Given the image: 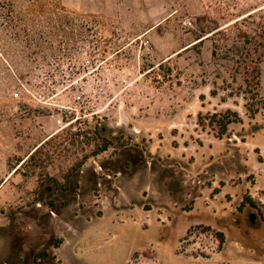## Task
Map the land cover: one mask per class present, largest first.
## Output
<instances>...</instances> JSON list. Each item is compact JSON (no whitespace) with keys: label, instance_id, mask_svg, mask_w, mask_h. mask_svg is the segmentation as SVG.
<instances>
[{"label":"rangeland","instance_id":"rangeland-1","mask_svg":"<svg viewBox=\"0 0 264 264\" xmlns=\"http://www.w3.org/2000/svg\"><path fill=\"white\" fill-rule=\"evenodd\" d=\"M51 1L80 17L65 27L74 40L59 35L10 68L0 60V261L15 220H48L62 201L55 241L94 223L78 242L91 244L87 263L68 245L55 264H264V110L228 95L233 62L214 58L211 40L188 46L200 16L258 28L264 0ZM228 108L242 120L221 136L208 116ZM98 134L114 146L93 155ZM81 162L69 191L45 181Z\"/></svg>","mask_w":264,"mask_h":264},{"label":"trees","instance_id":"trees-1","mask_svg":"<svg viewBox=\"0 0 264 264\" xmlns=\"http://www.w3.org/2000/svg\"><path fill=\"white\" fill-rule=\"evenodd\" d=\"M78 18L80 17L72 16L61 3L56 1L0 0V60L5 63V67L10 68L12 62L31 58L35 49L44 50L48 43L52 46L59 35L64 36L66 41L74 40V34L68 33L65 27L76 25ZM196 20L200 24L203 22L206 24L195 31V39L188 46L198 48L206 39L211 40L212 56L233 62L232 80L238 86L228 95L242 96L245 101L244 108L251 115L264 110V96L260 93L264 72V22L256 24L258 28L253 31H248L242 27L240 20L224 25L207 15L200 16ZM64 42L60 43L64 45ZM224 90L228 89L224 88ZM211 93L214 96L218 95L216 90H212ZM208 120L210 125L219 128V133L223 136L228 133L230 125L241 122L242 117L238 111L228 108L222 113L211 114ZM198 123L204 125V119L199 117ZM51 138L37 146L29 159L34 160L38 155L41 156L42 150L50 143ZM98 138L101 139L102 144L96 145L93 155L103 153L110 146H114L107 136L98 134ZM82 164L81 162L71 167L62 180L47 174L45 181L56 185L59 191H69L71 176ZM246 203L255 205V202L247 197L242 205ZM216 236L221 243L225 241L223 232H217ZM60 242L61 240L58 244Z\"/></svg>","mask_w":264,"mask_h":264},{"label":"flooded vegetation","instance_id":"flooded-vegetation-1","mask_svg":"<svg viewBox=\"0 0 264 264\" xmlns=\"http://www.w3.org/2000/svg\"><path fill=\"white\" fill-rule=\"evenodd\" d=\"M63 208V202L50 208V217L34 213L26 221L15 220L14 232L16 244L11 256L2 259L0 264H55L57 249L62 244L61 238L56 240L57 230L50 227L51 218H56V208ZM11 223V222H10ZM20 225H23L22 227ZM61 242L58 244V241ZM66 264H73L66 262Z\"/></svg>","mask_w":264,"mask_h":264},{"label":"crops","instance_id":"crops-1","mask_svg":"<svg viewBox=\"0 0 264 264\" xmlns=\"http://www.w3.org/2000/svg\"><path fill=\"white\" fill-rule=\"evenodd\" d=\"M92 223H94V222L93 221L86 222L85 227L83 229H80V237H79V239H76L73 243L69 244V238L64 236V238H62V244L57 249L58 252H56V255L59 254L65 247L68 248L70 246L69 250L71 251L72 250V246L74 245V248H75L74 254H75L76 257H79V259L77 258V260L80 261V262L82 261L83 263L86 262V258L83 256V254H84L83 252L85 251V250H83V246L84 247L86 246L87 247L86 250H88V248L90 247L91 244L85 243V245H82L81 243L79 244L78 242L80 241V239H83L84 232H87V228ZM78 232H79V230H78ZM87 233H88V236L86 237V239H84V241L91 240V237L89 238V235H90L89 230H88ZM69 262L70 261L68 260V263Z\"/></svg>","mask_w":264,"mask_h":264},{"label":"water","instance_id":"water-1","mask_svg":"<svg viewBox=\"0 0 264 264\" xmlns=\"http://www.w3.org/2000/svg\"><path fill=\"white\" fill-rule=\"evenodd\" d=\"M121 123H125V124L128 123V118L124 115L123 112L121 113V122L118 124H121ZM248 220H249L251 225H253V226L258 225V216H257L255 211L252 210L248 213Z\"/></svg>","mask_w":264,"mask_h":264},{"label":"built area","instance_id":"built-area-1","mask_svg":"<svg viewBox=\"0 0 264 264\" xmlns=\"http://www.w3.org/2000/svg\"><path fill=\"white\" fill-rule=\"evenodd\" d=\"M144 44L147 45V42H145ZM59 122H61V120H59Z\"/></svg>","mask_w":264,"mask_h":264}]
</instances>
